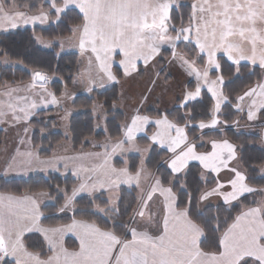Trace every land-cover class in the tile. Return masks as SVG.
I'll use <instances>...</instances> for the list:
<instances>
[{
    "label": "snow or ice",
    "instance_id": "obj_1",
    "mask_svg": "<svg viewBox=\"0 0 264 264\" xmlns=\"http://www.w3.org/2000/svg\"><path fill=\"white\" fill-rule=\"evenodd\" d=\"M181 7L185 6L178 0H45L37 9L27 0H0V30L5 31L51 19L59 21L79 10L80 22L70 29L69 39L87 58L82 74L88 92L142 74L141 65L145 70L149 65L156 68L169 50L171 59L167 63L179 61L186 75L195 80L194 86L185 87L177 97V115L171 118L167 110L155 115L143 113L142 103L147 100L143 96L141 106L118 127V135L94 145L102 147L103 152L41 159L36 148L17 149L6 173L37 167L59 171L61 161L65 169L71 162L72 175L79 182L70 193L62 190L64 202L57 211L75 213L77 197L87 193L92 197L88 207L111 223L101 226L95 220L73 215L70 223L45 227L39 197L48 193L0 192V264H264V188L253 187L246 170L237 166L233 143L228 139L205 140L203 134L204 129H214L221 123L218 114L222 103L228 102L221 60L226 57L231 62L228 67L236 66L237 72L242 61L264 70V0H192L186 6V19L180 14L177 25L174 13ZM181 44L191 47L196 58L178 56L176 50ZM59 46L63 50V38ZM155 75L159 78L160 70ZM48 79L45 73L35 71L25 88L7 82L0 86V123H23L27 134L35 110L60 102L47 90ZM155 83L153 80V87ZM205 89L214 103L210 115L198 119L191 102L201 98ZM246 100L249 121L257 119L258 113L264 116V81L236 98L238 111H244ZM189 129H199L202 134L190 136ZM138 138H147L170 154L165 161L170 170L167 176L154 175L142 158L139 165H130L123 158L114 160L117 154L123 157L129 152L150 151L137 143ZM192 162H197L200 169L194 187L188 183ZM221 173L228 174L227 178ZM211 176L214 179L209 187ZM145 179L152 183L128 220L118 207H106L115 203L112 198L103 201L102 207L96 203L99 197L93 196L98 190L112 191L122 184L140 188ZM201 181L205 182L203 189ZM245 194L259 195L260 199L246 204L241 200ZM213 199L222 201V205H215V215L211 214ZM153 203H157L156 208L151 207ZM32 232H39L44 243L29 244L26 234ZM67 234L75 236L77 248L65 246Z\"/></svg>",
    "mask_w": 264,
    "mask_h": 264
},
{
    "label": "trees",
    "instance_id": "obj_2",
    "mask_svg": "<svg viewBox=\"0 0 264 264\" xmlns=\"http://www.w3.org/2000/svg\"><path fill=\"white\" fill-rule=\"evenodd\" d=\"M180 1L181 5H184L185 7L179 8L174 13L177 25H179L180 14H184L186 19L187 12L189 11V8L186 6L190 5L192 2V0ZM27 2L35 5L38 9L45 3V0H27ZM78 16L79 13L73 10L66 16H62L61 20L55 21L53 25H50L45 29L39 27L25 28L0 35V59L6 58L11 62L20 65L16 67L0 66V86L5 82L8 84H26L31 80L30 71H40L47 76H53L59 79V81H54V83L51 84V88L57 96L60 94L63 87H71L80 65V56L76 53L58 55L59 47L57 45H52L50 49L43 50L36 45L33 37L40 36L44 40L64 39L70 36V29L80 22ZM176 51L185 53L190 60L196 58V52L192 51L191 47H185L183 44H181ZM170 57V51L166 52L164 62L159 64L161 75L165 72V61ZM221 64V71L225 77L224 93L228 97V102L221 107V112L218 116L221 123L228 127L222 132L210 131L204 133L205 140L209 138H225L233 143L236 146L239 164L242 170H246L249 177V183L255 188H264V177H261L258 172L259 168H264V150L258 146L260 141L259 135L256 133L250 134L247 132L245 133L244 131H238L233 127L236 122L240 120V115L235 111L234 102L245 90L260 81V72L257 68H250L247 65H241L240 71L237 72L236 66L232 65L229 68L228 65L231 64L227 63L224 58L221 60ZM192 86V82L187 84V87ZM117 98V88L112 86L101 92H92L90 98L79 96L75 99L72 106L77 110L79 109L80 113L72 117L69 122V140L73 151H77L78 149L88 150L89 144L86 142L87 140H100L104 137V134L102 133L95 134L93 132V121L89 110L94 100L103 105L102 108L105 110L106 115L109 118L106 122V127L109 131L108 136L115 137L118 135L117 129L122 121V116L111 111L112 105L118 100ZM191 103L195 105L194 113L198 119L207 118V115H210L213 101L205 91L202 92L201 98ZM177 107L178 100L176 101V106L168 112L170 118L177 115ZM49 112L50 111H48V113ZM146 114L155 115L156 113L154 111H148ZM36 115L43 117L44 113L39 112ZM30 124L33 127V133L31 136L32 146L36 148L41 158L51 157L53 148L62 141L60 135L53 131L50 133L49 121L44 124L43 120L39 119L31 121ZM41 129L46 130V135L39 133ZM189 132L190 136H197L199 134L197 130L192 131L189 129ZM137 143L143 146L149 145L146 138H138ZM164 157H166L164 151H158L156 148L152 147L146 158L145 167L150 171H154V174L157 176H167L169 170L161 164V160ZM120 160L121 159H116L115 161ZM127 161L130 165L139 164V159L135 155L129 156ZM117 166L121 165L118 163ZM199 171V166L192 164V176L188 177V183L192 184L193 187L195 186L196 180L199 179ZM75 184L76 181L71 179L70 176L63 178L56 173H49L46 177L32 175L23 179H4L0 177V192H10L17 195H22L23 193H48L52 202L42 207L44 218H42L41 223L45 227L70 223L73 215H75L77 219L83 218L95 220L101 226L110 224L111 221L109 219H105L99 213L95 212L94 208L88 207L92 198L86 196L77 198L75 213L73 212L71 215H61L58 213L57 209L64 202L60 191L67 189L70 193ZM207 184L209 187L212 186V178L207 180ZM204 185L205 182L201 181L200 186L202 189ZM135 195L134 190H126L125 188L119 189L116 207L119 208V212L124 216L125 220L131 218L136 208ZM95 197H99V199L96 200V203H100L101 206L104 207L105 205L103 204V201H106L104 195L98 194ZM245 197H242L241 200L246 204H251L253 199L258 200V198H260V196L256 194L245 195ZM106 207H108V205ZM83 212H90L92 214L82 215ZM221 212L223 215H227V213H223V208H221ZM211 214H216L215 205L211 209ZM235 214L236 212L233 211L232 215ZM27 241L29 244L36 246L43 244L42 239L37 234L27 235ZM64 242L65 246L69 249L76 248L75 242L72 239L67 238Z\"/></svg>",
    "mask_w": 264,
    "mask_h": 264
},
{
    "label": "rangeland",
    "instance_id": "obj_3",
    "mask_svg": "<svg viewBox=\"0 0 264 264\" xmlns=\"http://www.w3.org/2000/svg\"><path fill=\"white\" fill-rule=\"evenodd\" d=\"M178 2L181 5V1L178 0ZM75 11H77L79 13L78 9H76ZM54 23H55V20L51 19L48 22H45L44 24L37 23L36 25H33V26H37L39 28L45 29L48 26L53 25ZM69 37L70 36L63 39V50H62L59 46L61 39L44 40L40 36H34V40H35L37 46H39V48H41L43 50L50 49L52 45H57L59 47L58 55H64V54H69V53L78 54L80 56V65L78 67L77 74L73 80L72 86L68 87V88L63 87L60 94L57 96L59 101H60L59 104L48 105L47 108L41 107V108L35 110L36 113L43 112L44 115H43V117H40L37 115H33L31 117V119L29 121V125H28L29 131L27 132V134H25L23 131V128L25 127V125L23 123L18 124L19 126L18 125L13 126L11 123H8V124L12 125L11 127H13V128L9 127L7 129L6 128L0 129V176H5L4 178H6V179H9V178H26V177L32 176V175H39V176L46 177L49 173H53V174L56 173L63 178L70 176L71 179L79 182L77 180V177H75L73 175L72 176L69 175L70 173L72 174V172H70V171H72L71 162H69V168L65 169L63 167V161H61L60 166L62 167V170H63L61 172H59L53 168H45V169L41 170V168H39V167L28 170V171H24L22 176L17 175V174H21L23 171L22 172L15 171V170L8 171V172L13 173V174H9V175H7L8 173L5 172V169L8 165V163L11 161V158L16 154L17 149H19L20 151H25V150H28L30 148H34L31 143H28L29 140L31 141V136L33 133V127L30 124V122L33 120L41 119V120H43L44 124H46L49 121L50 133H51V131L56 132L60 135V137L62 139V141L60 143H58L53 148L52 155L49 158L73 157V156H77L80 153L87 151V150H79V149L77 151H73L72 145H71L70 140H69V138H70V136H69L70 119L72 117L76 116V114L80 113L79 109L77 110V109L73 108V106H72L77 97L86 96V97L90 98L92 95V92H94V91L101 92L107 88L115 86L117 88V91H118V98H117L118 100L116 103H114L112 105L111 111L113 113H118L122 116V121L118 125V127H119L120 125H122L123 123L126 122L128 117L133 113V109L141 106V103H142L141 98L143 96H147V100L143 101L142 107H141V111L143 113H147L148 111H154L156 113L157 111H165V110H167V112H169L176 106L177 97L180 96L183 89L185 87H187V84L190 82L193 83V86L195 84L194 78L188 77L186 75V72L180 66V63H178V62L167 63V60H166L165 61V65H166L165 66V72L162 75L160 74L159 78H157L155 75L157 70H161L159 65H157L156 68H153L151 65H149V70H145L143 68V66L141 65V73L142 74L134 75L133 77H129L126 79L122 78L121 82L119 84H108L103 88L97 87L94 91L88 92L85 88L86 79L82 74V71L87 67V58H86V56H84L80 53L78 47L75 46L76 42L72 39H69ZM49 44H51V46H49ZM177 55L188 58L186 56V54L183 52L177 51ZM169 59H171V57ZM0 66H2V67H10V66L16 67V66H20V65L19 64L17 65V63L11 62L6 58H2V59H0ZM115 70L116 69L114 68V71ZM33 73H34L33 71H30L31 80H32ZM48 77H49V79H48V82L46 84V88L48 91L53 92V90L51 88V84L54 83V81L55 82L59 81V79L57 77H53V76H48ZM153 80L156 81L154 87L152 84ZM165 80H167L166 84H165ZM23 84H25V83L8 84V85L14 86V85H23ZM149 89H151L150 92L148 91ZM203 91H205V90H203ZM65 93H67V95H65ZM210 97H211V95H210ZM213 103H214V101H213ZM226 103L227 102L222 103V106ZM245 104L246 103L244 102V107H245ZM100 105H101V103H98L94 100L92 105H91V108L89 110V113H90V116H91L92 121H93V132L95 134L96 133H102V134H104V137L100 140H95V139L87 140L86 142L89 144L88 150L94 149L91 146V144L94 145L95 143L102 142L103 139H107V137H108L109 131L105 132L104 129L106 127V122L109 118L106 115L105 110L103 108L99 107ZM94 109H95V111H94ZM48 111H50V112L48 113ZM235 111L240 115L239 116L240 120L238 121L239 123L238 124L236 123L233 127L235 129H237L238 131H244L245 133L247 132L250 134H253V133L257 134V129L260 128L261 125H258L259 127H256L257 125H254L252 123V122H254L253 120L248 123L247 118H246L247 115L245 113L238 111L237 108H235ZM262 111H264V110H262ZM257 118L260 122H264V116H261L259 113H258ZM236 121H237V119H236ZM241 124H243V125H241ZM16 126H18L17 129L14 128ZM226 127H228V126L223 124V123H220L214 129H204L203 134L210 132V131L222 132ZM255 128H257V129H255ZM196 130L199 133L197 136H200L202 134L201 131L199 129H196ZM45 131L46 130H44L43 132L39 131V133L46 135ZM150 134L151 133H149V135ZM141 137H143V134H141ZM21 139L25 140L24 144L20 143ZM223 139H225V138H223ZM107 142H105V143H107ZM148 143H149V145H147V146H143V145H140V146L142 148L143 147H149L150 149L152 147H154L158 151L159 150L164 151L166 153V157H164L161 160V164L166 169H168L166 166V163H165V159L167 158L169 153H167L165 149H161L157 145H152L149 140H148ZM101 144H104V143H101ZM99 149H102V151L104 150L102 147H99ZM89 153H92V152H89ZM148 153H149V151L144 152L143 154L136 153V152H129V153H125V155H127V156H123L121 158H116V159H122L123 158V159L127 160V158L129 156H133V155L137 156V158L139 159V156H141L143 158L146 155L148 156ZM49 158H41V159H49ZM146 158L147 157H145V160H146ZM18 159H19V157H18ZM116 159H114V160H116ZM84 162L87 163L88 161H84ZM66 171H69L70 173L68 174ZM151 172L154 174V171H151ZM258 172H259L261 177H264V171H262V168H259ZM123 187H125L124 184H123V186H120V188H123ZM60 193L63 196V191H60ZM98 194H99L98 191H96L93 193V196H97ZM82 196L90 197L87 195V193H84V194H81V196H78L77 198L82 197ZM105 196H106V201L109 200V198H112L114 200V202H116V199H114V196H117V195L116 194L114 195V193L112 191L105 193ZM90 198H92V197H90ZM39 199H40L41 207L44 205L50 204L52 202V199H49V196L39 197ZM259 199L260 198H258V200ZM135 200H136V205H137L138 200L137 199H135ZM114 206H115V203L109 204L107 208H112ZM94 211H95V209H94ZM72 213H73V211H65L64 213L59 212V214H61V215H71ZM100 215L103 216L105 219H109L108 217L104 216L103 214H100ZM33 233L40 234L39 232H32L29 234H33Z\"/></svg>",
    "mask_w": 264,
    "mask_h": 264
},
{
    "label": "crops",
    "instance_id": "obj_4",
    "mask_svg": "<svg viewBox=\"0 0 264 264\" xmlns=\"http://www.w3.org/2000/svg\"><path fill=\"white\" fill-rule=\"evenodd\" d=\"M26 10V9H25ZM33 27H37V26H33V25H31V24H29V25H21L20 27H18V28H16V29H8L7 31H5V30H0V35H2V34H7V33H10V32H14V31H16V30H22V29H25V28H33ZM33 39H34V37H33ZM35 41V40H34ZM36 43V42H35ZM37 45V44H36ZM39 47V46H38ZM52 47V46H51ZM45 50H48V49H45ZM225 59V61H227V59H226V57L224 58ZM178 63H179V61H177ZM227 63H229V64H231V62L230 61H227ZM241 65H247V66H249L250 68H257L258 70H259V72H260V81H264V70H261V69H259L258 68V66H256V67H254V66H252V65H250V64H248V62H246V61H242L241 62ZM166 66V65H165ZM234 66V65H233ZM32 82V80H30V82H28V83H26V84H23V85H14L13 87H18V88H25L28 84H30ZM257 84V83H256ZM255 85V84H254ZM253 85V86H254ZM205 91H206V89H205ZM246 91V90H245ZM98 92V91H97ZM207 92V91H206ZM21 95H25V94H27V93H20ZM208 94H210V93H208ZM211 95V94H210ZM209 95V96H210ZM242 95V94H241ZM245 107H244V111H243V113H245L246 115H247V103H248V101L246 100L245 101ZM236 108V107H235ZM247 118V117H246ZM247 121H248V123L250 122L248 119H247ZM254 122H252L254 125H257L256 127H259L258 125H261L260 126V128H255V129H257V134L259 135V138H260V141H259V146H260V148H262L263 150H264V122H260L259 120H258V118L256 119V120H253ZM12 125H10V124H8V123H0V129H4V128H9V127H11ZM19 126V125H18ZM18 126H16V127H14V128H16L17 129V127ZM11 128H13V127H11ZM247 128V127H246ZM107 139H103L102 140V142H99V143H95L94 145H100L101 143H105V142H107L106 141ZM105 141V142H104ZM94 145L93 144H91V146L94 148V149H92V150H87V151H85V152H83V153H89V152H103L102 151V149H99V147L98 146H96V147H94ZM94 150V151H93ZM170 155V154H169ZM168 155V156H169ZM123 156H127V155H125V154H123ZM167 156V157H168ZM145 157H147V155L146 156H144L143 158L141 157V156H139V164H140V160H141V158L144 160V162L146 161L145 160ZM116 158H121V155L120 154H117L116 156H115V158L114 159H116ZM167 160V158L165 159V161ZM85 161H87V160H85ZM238 161H239V158H238ZM84 163H86V162H84ZM233 163H236L235 161L233 162ZM192 164H196V165H198L197 164V162H192ZM166 166H167V164H166ZM238 167H240L241 168V166H240V164H238L237 165ZM242 169V168H241ZM61 171H63L62 170V167L61 166H59V172H61ZM170 171V170H169ZM20 172H22V171H20ZM68 174L70 173V172H72V171H66ZM8 174L7 175H9V174H13V173H11V172H7ZM23 173H24V171L21 173V174H17V175H23ZM69 175H71L72 176V174L70 173ZM227 175L228 174H226V173H221V176H222V178H227ZM0 177H2V178H4L5 176H0ZM18 177V176H17ZM27 178V177H26ZM211 178H213L214 179V176H211ZM4 179H6V178H4ZM9 179H14V178H9ZM15 179H23V178H15ZM78 182L76 181V184H77ZM151 183H152V181L150 180V179H145V180H142L141 181V187L140 188H137L134 184L133 185H127V184H124V186L125 187H123V188H125L126 190H134L135 191V193H136V195H135V198L138 200V203H137V205H136V208H135V210H137L138 208H139V201H140V198H141V196H142V194L144 193V192H146L148 189H149V187H150V185H151ZM120 186H123V184L122 185H120ZM120 188V187H119ZM119 188H117V189H114V190H112V192L114 193V195L116 194L117 196H114V199H116V202H115V207H116V204H117V201H118V193H119ZM104 190H98V193L99 194H102V195H104V197H105V199H106V196H105V193H107V192H111V191H104ZM39 193H41V192H39ZM23 194H29V193H23ZM22 194V195H23ZM34 194H38V193H34ZM245 195H248V194H245ZM117 197V198H116ZM158 203V202H157ZM157 203H153V204H151V207L152 208H156L157 207ZM205 203H208V202H205ZM211 203H212V205H216L217 203H220V204H222V201H217L216 199H213L212 201H211ZM45 206V205H44ZM43 207V206H42ZM134 210V211H135ZM59 213V212H58ZM134 213V212H133ZM133 215V214H132ZM132 217V216H131ZM136 219H137V221H140V217H136ZM33 234H37L38 236H40V238L42 239V241H43V243H44V240H43V236L41 235V234H38V233H33ZM26 235H29V233L28 234H26ZM67 238H70V239H72L74 242H75V245H76V248L78 247V241L76 240V238H75V236H73L72 234H67L66 236H65V239H67ZM75 249V248H74ZM71 250V249H70Z\"/></svg>",
    "mask_w": 264,
    "mask_h": 264
}]
</instances>
